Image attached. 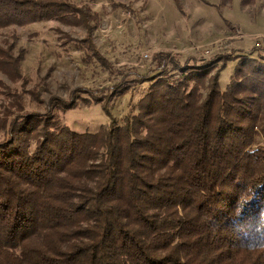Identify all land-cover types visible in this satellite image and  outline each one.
<instances>
[{"label":"trees","instance_id":"16d2710c","mask_svg":"<svg viewBox=\"0 0 264 264\" xmlns=\"http://www.w3.org/2000/svg\"><path fill=\"white\" fill-rule=\"evenodd\" d=\"M74 10L93 18L64 0H0V28ZM223 59H237L225 87L215 59L173 58L176 73L134 80L150 81L136 113L93 131L6 107L0 264H264V59ZM19 64L0 45V70Z\"/></svg>","mask_w":264,"mask_h":264},{"label":"rangeland","instance_id":"374dc122","mask_svg":"<svg viewBox=\"0 0 264 264\" xmlns=\"http://www.w3.org/2000/svg\"><path fill=\"white\" fill-rule=\"evenodd\" d=\"M64 1L93 18L74 10L66 18L0 28V45L20 58L18 76L0 70V116L8 106L10 117L16 115L18 103L24 112L46 114L76 132L93 131L136 113L150 81L134 80L176 73L173 58L181 64L215 59L221 87L238 59L223 58L264 59V0ZM158 55L166 63L161 69ZM118 83L126 89L107 98L104 89ZM89 90L96 92H84ZM254 147H264L261 137Z\"/></svg>","mask_w":264,"mask_h":264},{"label":"built area","instance_id":"2783aa9c","mask_svg":"<svg viewBox=\"0 0 264 264\" xmlns=\"http://www.w3.org/2000/svg\"><path fill=\"white\" fill-rule=\"evenodd\" d=\"M145 57H147V55Z\"/></svg>","mask_w":264,"mask_h":264}]
</instances>
